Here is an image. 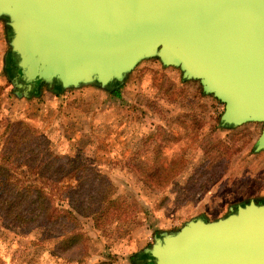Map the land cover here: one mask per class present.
Segmentation results:
<instances>
[{
	"label": "water",
	"instance_id": "obj_1",
	"mask_svg": "<svg viewBox=\"0 0 264 264\" xmlns=\"http://www.w3.org/2000/svg\"><path fill=\"white\" fill-rule=\"evenodd\" d=\"M8 72L24 97L115 89L145 60L178 69L223 105L221 127L259 123L264 151V0H0ZM142 264H264V201L154 236Z\"/></svg>",
	"mask_w": 264,
	"mask_h": 264
},
{
	"label": "rangeland",
	"instance_id": "obj_2",
	"mask_svg": "<svg viewBox=\"0 0 264 264\" xmlns=\"http://www.w3.org/2000/svg\"><path fill=\"white\" fill-rule=\"evenodd\" d=\"M158 65L155 59L139 63L123 81L120 97L85 86L111 96L101 104L87 94L85 105L76 107L70 96L80 88L65 90L73 91L66 98L71 115L66 132L75 138L74 158L110 170L116 195L129 196L135 215L113 223L110 233L79 217V230L98 241L71 261L46 254L54 240L41 238L40 230L10 228L0 219V264H142L155 235L176 232L197 217L222 218L249 200L264 201V151H253L261 125L218 129L223 105L202 94L198 82L179 84L177 70L164 72ZM84 107L108 112L109 122L97 125L100 118L81 117ZM121 125L125 129L119 133ZM77 129L84 132H71ZM4 139L0 136V146Z\"/></svg>",
	"mask_w": 264,
	"mask_h": 264
},
{
	"label": "trees",
	"instance_id": "obj_3",
	"mask_svg": "<svg viewBox=\"0 0 264 264\" xmlns=\"http://www.w3.org/2000/svg\"><path fill=\"white\" fill-rule=\"evenodd\" d=\"M114 86L110 94L120 97L122 84ZM0 136L5 137L0 146V219L10 228L37 229L41 238L54 240L53 248L44 250L49 256L71 261L87 254L91 241L79 230V217L110 233L113 223L135 215L129 196L116 195L106 175L82 159L54 153L48 138L33 126L8 121Z\"/></svg>",
	"mask_w": 264,
	"mask_h": 264
},
{
	"label": "crops",
	"instance_id": "obj_4",
	"mask_svg": "<svg viewBox=\"0 0 264 264\" xmlns=\"http://www.w3.org/2000/svg\"><path fill=\"white\" fill-rule=\"evenodd\" d=\"M9 36L10 34L8 29L0 19V123L2 122V120H7V122L9 121L12 123L19 121L25 122L30 126L38 129L43 135L48 138V140L52 144V150L54 151V153L66 155L73 159H78L74 158V154L76 153L75 151L77 150L73 145V141L75 140V138L71 137L68 131L66 132V125L68 124V120H70L71 116L67 112L69 109V103L66 98L68 95H71L73 91L70 93L64 92L63 94L56 95L54 94V92H51L47 88H45V91L40 90L37 95L32 94L29 95V97H24L21 92L19 93V91L12 85V75L8 72L7 68L10 50L8 44ZM158 66L164 72L171 69L177 70L179 72L178 69L172 67H163L160 62ZM178 75V83H184L182 82L183 80L181 79L180 72L178 73ZM87 94H94V103L97 104L103 103L106 98L111 100L110 95H105L103 91H101L100 89H96V87L80 88V90L76 91L74 95L70 97L72 98V102L74 103V105L77 107L80 104L85 105V102L88 101V99L86 98L88 97ZM76 98L78 99V101ZM75 106L72 107H74V110L76 111ZM105 113L108 112L103 111V109H95L94 111H92L86 109V107H84V109L80 110L79 112L81 117L83 116L92 120H97L100 118V122H96L97 125H105L109 122L107 120V116H104ZM122 115H124V113H122ZM118 129V132L121 133L124 131L125 127L123 128L121 125V127L119 126ZM71 132L74 134H79L83 133L84 131L77 129L73 131L71 130ZM138 140L140 141L141 139ZM61 141L64 142L63 145H60ZM79 159H82L86 164L91 165L98 172L106 175L114 185L110 170H108L105 166L99 169L94 163L86 160L85 158ZM112 171L120 172V170ZM121 173L124 174L125 171H122ZM64 208H67L66 205ZM87 236L89 237V239L91 238L89 234ZM95 240H97V238H91L90 245L93 244Z\"/></svg>",
	"mask_w": 264,
	"mask_h": 264
}]
</instances>
